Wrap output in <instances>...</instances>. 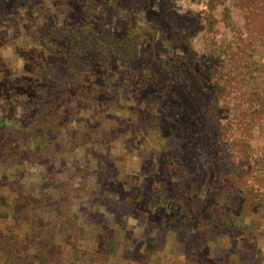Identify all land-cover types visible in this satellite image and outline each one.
Wrapping results in <instances>:
<instances>
[{"label":"rangeland","instance_id":"1","mask_svg":"<svg viewBox=\"0 0 264 264\" xmlns=\"http://www.w3.org/2000/svg\"><path fill=\"white\" fill-rule=\"evenodd\" d=\"M242 3L0 0V264H264V40L239 95L213 83L234 36L223 7L244 36ZM87 27L138 57L73 65L69 32ZM175 59L207 96L185 133L162 113ZM53 67L68 87L51 91Z\"/></svg>","mask_w":264,"mask_h":264},{"label":"trees","instance_id":"2","mask_svg":"<svg viewBox=\"0 0 264 264\" xmlns=\"http://www.w3.org/2000/svg\"><path fill=\"white\" fill-rule=\"evenodd\" d=\"M242 1L241 7L250 16L247 19V29L245 30L246 34L244 36L240 35L239 29L233 25L230 9L226 6L223 7L224 24L234 31V36L225 47L214 46L219 59V73L214 75L213 83L220 96H227L230 93L234 96L240 94L239 85L243 74L246 72V67L254 65L252 56V51L255 47L254 41L255 39L264 40V0ZM207 17L209 18L206 22L207 30L212 31L213 19L209 16ZM86 29L88 27L79 28L76 31L74 30L73 33L72 31L69 32L68 40L71 46V60L73 65H77L78 67L86 63L85 67L89 69L91 68V64H94L97 66L94 70H98L99 73L103 74L107 69H110L113 60L129 62L138 57V49L136 48L134 39L129 37L130 40L128 38L116 40L105 32H101L95 37L94 33L86 31ZM68 66L72 67V65L67 64L61 66V68H67ZM193 66V64L191 65L184 60L175 59L171 60L168 68L165 69L168 75L174 77V83L167 88L166 93L163 95L166 106L163 108L162 113L165 122L175 125L179 128L180 133H185L186 129L189 128L188 121L200 117V111L206 103L207 96L200 89L201 83L196 76L197 73L193 72ZM66 71L68 72V69ZM58 72L57 67L51 70V73H53L51 74L50 80L51 91L59 87H68L67 77L56 76ZM44 90L46 89L44 88ZM49 96L52 100L54 99L53 93H50ZM188 115L193 116L187 117ZM186 118L189 119L187 122ZM225 136L231 140L230 144L234 149L245 154L250 149L239 146L241 144L235 138L231 137L230 130H227ZM36 148L38 149V147ZM257 162L254 159L247 158V163L251 165ZM261 163V161L258 162V164ZM253 168L258 170L259 166L254 165ZM215 223V221L210 220V228ZM226 223H228V220H226L225 225ZM18 253V249H16L12 255L8 254L7 256L9 258L11 257L12 260ZM14 264H17L16 259Z\"/></svg>","mask_w":264,"mask_h":264},{"label":"crops","instance_id":"3","mask_svg":"<svg viewBox=\"0 0 264 264\" xmlns=\"http://www.w3.org/2000/svg\"><path fill=\"white\" fill-rule=\"evenodd\" d=\"M173 241V240H172ZM174 242V241H173ZM157 246H158V243L155 245V246H150L149 245V247H145L148 251H151V252H153L154 254H155V256H158V255H160V256H162V257H169L171 254H174V252H176V251H179L178 249H177V247H176V245H174V246H172L171 247V249H163V248H157ZM179 254L180 253H175V255L174 256H176V257H179ZM159 257V256H158ZM188 261H187V259H185L184 260V264H186Z\"/></svg>","mask_w":264,"mask_h":264}]
</instances>
